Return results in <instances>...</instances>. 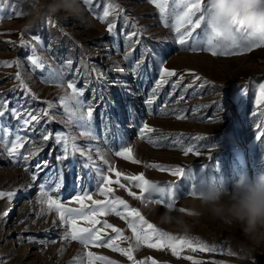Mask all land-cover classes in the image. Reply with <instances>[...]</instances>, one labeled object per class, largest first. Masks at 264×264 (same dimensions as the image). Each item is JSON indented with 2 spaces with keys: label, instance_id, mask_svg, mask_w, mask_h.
<instances>
[{
  "label": "rangeland",
  "instance_id": "1",
  "mask_svg": "<svg viewBox=\"0 0 264 264\" xmlns=\"http://www.w3.org/2000/svg\"><path fill=\"white\" fill-rule=\"evenodd\" d=\"M78 2L83 10L79 15L64 8L51 11L50 6L59 0H0V61L20 62L19 67L0 64V111H5L0 127L28 138L18 157H9L0 147V191L15 193L11 201L0 198V264H80L74 257L86 251L106 256L117 264H133L110 248L90 244L85 249L78 241L62 240L65 228L57 213L39 202L41 184L46 185V190H55L60 184L50 194L70 208L80 207L72 198L83 196L85 191L92 199L106 200L99 194L98 184L102 181L95 168L84 167L85 157L76 153L57 159L64 151L55 139L56 133L76 137L80 145L92 149L98 166L113 181L117 177L115 172L107 171L108 166L123 173L119 179L125 187L111 184L113 192L107 199L119 196L125 200L127 211L121 205L116 207L126 218L112 212L96 217L121 229L129 238L118 240L120 247L135 245L128 227L133 219L128 211L135 208L149 223L178 240L191 239L194 244L211 249L198 248L193 252L180 248V255L174 256L167 246L150 248L141 244L133 249L137 264L141 260L147 264H152V260L157 264H264V242L254 243L239 226L225 225L205 212L199 218L185 217L192 227L184 234L173 225L159 222L166 206L137 198L140 189L135 182L124 179L143 174L160 186L175 183L179 198L173 214L177 215L180 208L198 206L199 202L187 194L193 186L264 169V136L256 138L264 132V100L256 103L259 85L264 83V45L249 52L235 49L238 54L233 55H212L203 48L192 51L176 42V34L161 22L158 10L149 0H113L123 11L113 12L105 23L95 18L83 0ZM108 3L109 0H94L92 7L102 14ZM109 22L116 25L112 34L106 30ZM205 27L202 24L197 30L201 37ZM133 32L136 35L130 39ZM33 48L43 58L45 70L35 68L27 60ZM162 67L177 75L164 77L167 82L157 86ZM18 71L30 92L19 86ZM52 71L61 73L63 87L51 80ZM69 81L84 90L83 110L87 106L94 109L93 126L98 137L95 141L80 136L81 129L67 123L60 98L70 93ZM49 104L53 107L49 108ZM12 108L18 109L23 118H27L25 113L37 114L41 109H48V116L41 115L39 122L24 127L23 119L12 116ZM145 123L154 131L144 132L141 138L140 129ZM48 134L50 139L44 141L43 136ZM193 144L199 146L201 154L185 155L184 148ZM128 145L140 163L114 154ZM96 149L106 155L108 166L98 160ZM33 152L36 155L29 160L23 159ZM151 163L180 166L186 171L177 177L146 166ZM37 165H41L39 170ZM84 203L89 206L86 211L90 210L91 200L85 199ZM42 207L44 213L38 215ZM77 223L90 227L83 219ZM96 227L103 229L101 235H118L111 228H104L103 223ZM151 243L160 241L153 237ZM188 256L193 259H186ZM83 264H88L86 256Z\"/></svg>",
  "mask_w": 264,
  "mask_h": 264
},
{
  "label": "snow or ice",
  "instance_id": "2",
  "mask_svg": "<svg viewBox=\"0 0 264 264\" xmlns=\"http://www.w3.org/2000/svg\"><path fill=\"white\" fill-rule=\"evenodd\" d=\"M83 3L90 11L94 12L96 19H99L102 23L107 22L108 17L115 11H123L118 4H115L113 0H109V3L105 6L103 13L98 14L96 10L92 7L94 0H83ZM149 3L153 4L159 12V17L161 22L166 26L170 27L171 30L176 34V42L181 46H188L192 51H197L200 48L203 50L210 51L212 55H233L238 54L235 52V49H239V52H249L252 48L259 47L264 45V32H255L248 29L243 22L233 21L235 25V31L231 43L223 39L222 34L214 27L210 28L207 23V17L210 12L208 3H205V0H149ZM99 6L97 5V8ZM20 15L21 13H16ZM195 18V19H194ZM171 21V22H169ZM204 24V36L201 37L197 30L201 28V25ZM116 28L115 23H107V32L109 34L114 33ZM136 35L135 32L129 34L131 39ZM37 41L39 42L38 38ZM25 42L21 39V44ZM27 60L35 67L41 70L46 69V64L43 62V58L36 55V49L33 48L32 54L27 57ZM68 65L71 64V60L67 61ZM0 64L5 66H12L15 64L17 67L20 66V62L17 60L14 61H0ZM50 78L53 82L57 83V86L63 87V80L60 72L52 71L49 73ZM161 79L158 80L157 86L163 85L167 81L164 77L175 76L177 73L174 70H169L167 68H161ZM16 79L19 81V86L30 92L28 89L27 83L22 79L21 73L18 71L16 73ZM197 80L200 77H196ZM67 89H70V93H66L65 96L61 97V103L64 107V112L67 116V123L71 126L81 129L80 136L88 138L89 141H95L98 139L95 134L93 126V117L94 109L91 106H87V110L83 109L86 107L83 100V89H80L76 86L75 81H69L67 83ZM243 94V93H242ZM34 95V94H33ZM182 99V98H181ZM262 100H264V83L259 85V94L257 95L256 103L259 105ZM151 103V100L148 101ZM5 107L7 102H4ZM53 107L49 104V108ZM12 116L17 119H23V126L28 127L33 121L39 122L41 115L48 116V109H41L37 114H32L30 112L25 113L27 118H23L20 111L16 108L10 109ZM5 115V111H0V118ZM253 115H256L254 112ZM182 119L183 117H177ZM154 129L149 127L146 123L140 129L141 138H143L144 132H152ZM261 136H264V132H260L256 138L259 140ZM14 137V138H13ZM51 137V134L44 135L43 140L48 141ZM55 139L58 144L63 145L64 155L57 157L58 160L67 159L68 156L79 153L81 156L85 157L87 163L84 164L85 168L93 169L99 176L102 183L98 184L99 194L104 195L106 200H95L92 199V196L88 191L84 192L83 196L73 197V201L80 205L79 208H70L66 207L59 199H55L50 192L58 190L61 185L57 184L56 189H47L46 185H40V199L39 202L41 205H47L48 211H55L59 217L61 225L65 228V234L61 237L62 240H72L80 242L85 249L88 246L94 245L96 247H106L110 248L113 251L120 252L128 258V260L133 261V264H137L133 257V249L139 248L141 244H146L148 247H165L171 249L174 256H179L180 248H189L195 252L198 248L201 251H210L206 245L200 243H193L191 239L181 238L177 239L168 232L163 231L162 229L156 227L155 225L149 223L145 218L140 215V212L132 208L128 211V216L133 217L128 223V227L132 229L133 237L135 238V245L129 244L127 248L120 247L118 240H128L129 238L124 236L122 230L114 227L109 224L106 220L101 222L96 217L97 215H105L109 212L115 213V215L120 216L122 219H125L124 213L117 210V205L123 206L127 211L128 204L125 200L121 199L119 196H115L114 199H107L108 194L113 192L111 184L116 183L119 187L124 188L125 185L120 183L119 177L123 173L116 171L114 167L108 166L109 161L106 159V155L101 153L99 149H96L97 158L105 166H108V172H115L117 179L113 181L108 174L104 172L97 164V159H94L92 154V149L88 148L86 145L82 146L77 142L76 137H70L64 133H56ZM197 139L203 140V137H197ZM28 142L26 136L22 137L18 134L12 133L9 129L0 127V147H3L9 157H18L21 155L20 149L24 147V144ZM10 145V146H9ZM215 147V145H214ZM198 145H190L189 147L184 148V154L193 153L199 156L201 153L198 150ZM116 156L123 157L126 160H131L133 163H140L139 160H136L133 156L132 147L128 145L127 147L121 146L119 151H115ZM36 155V153H30L29 155L23 156L25 161L29 160L31 156ZM46 163V162H45ZM154 169H160L164 171H169L173 176L181 177L185 174V168L180 166H169L162 165L158 163H151L146 165ZM39 170L41 165L36 166ZM27 170V169H26ZM32 179H36V175L33 174ZM124 179L129 181V183L135 182V186L140 189V196L137 198L148 200L157 205L166 206V208H174L176 200L179 198L176 194L175 183L165 184L160 186L158 183L151 182L144 178L143 174L136 176H124ZM196 188L193 186L189 191L188 195L194 197L196 195ZM130 195L135 196V193L130 192ZM15 193L13 191H0V198L6 197L11 201ZM46 198V199H45ZM91 200L92 204L89 209V206L84 203V200ZM180 212H185L186 209H178ZM44 213V208H41V212L38 215ZM78 219L86 220L90 227H82L77 223ZM103 223L104 228H111L113 232L118 235L115 237L108 236L107 233L103 232V229L96 227L97 224ZM145 225L147 226L145 228ZM153 237H156L160 243L154 244L151 243ZM55 241H53L54 243ZM43 243V242H41ZM87 257L88 264H95V261H104L105 264H117L116 261L110 260L106 256H98L91 251H86L85 253L78 254V257H74V261L79 259L80 264H83V257ZM186 259L192 260L193 257L188 256ZM151 259V258H149ZM72 264V262H69ZM139 264H147L145 260L139 261ZM152 264H157L155 260H152Z\"/></svg>",
  "mask_w": 264,
  "mask_h": 264
},
{
  "label": "clouds",
  "instance_id": "3",
  "mask_svg": "<svg viewBox=\"0 0 264 264\" xmlns=\"http://www.w3.org/2000/svg\"><path fill=\"white\" fill-rule=\"evenodd\" d=\"M210 12L207 23L216 28L223 39L231 43L235 25L243 22L250 30L264 32V0H207ZM55 12L60 8L73 13L83 11L78 0H59L50 6ZM194 199L198 206L174 215V208L161 214V224L173 225L187 234L192 225L185 217L199 218L207 212L228 226H239L254 243L264 242V169L248 174L240 172L227 181L210 179L196 188Z\"/></svg>",
  "mask_w": 264,
  "mask_h": 264
}]
</instances>
